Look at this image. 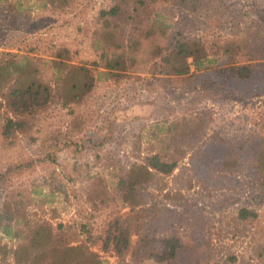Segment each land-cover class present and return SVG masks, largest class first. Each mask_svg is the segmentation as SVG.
<instances>
[{"label":"trees","instance_id":"1","mask_svg":"<svg viewBox=\"0 0 264 264\" xmlns=\"http://www.w3.org/2000/svg\"><path fill=\"white\" fill-rule=\"evenodd\" d=\"M78 1L0 0V150L13 145L18 137L31 139L32 133L46 127L45 117L53 108L68 110L69 135L74 133L79 142L76 151H92L94 165L101 155L114 160L108 172L109 185L130 208L124 219L108 225L102 248L111 246L121 257L129 251L130 236L135 234L137 242L131 252L135 261L176 264L181 236L173 221L182 213L184 203H193L189 189L177 187L170 195L168 191L163 195L167 202L151 196L167 190L163 178L165 183L184 160L203 178L206 174H242L247 164L246 171L258 182L260 195L264 194V114L247 123L252 137L246 136L244 141H249L240 145L228 144L227 137L216 131L231 125L227 117L215 121L210 114V109L218 114L219 103H226L232 93L263 90V44L257 41L251 45V39L244 44L236 30L224 39L211 31L209 20L216 24L220 14L214 4V12L208 11L211 0H108L109 5L94 15L89 44L95 59L91 62L79 61L78 51H71L64 41L53 46L48 43L44 49L47 57L34 53L39 47L4 46V41L16 40L23 29L20 22L34 16L32 9L50 17V25L42 24L41 29L62 19L82 22ZM246 15H240L237 24ZM233 17L237 19L235 14ZM195 18L209 28L200 26L190 32L195 30ZM83 26L77 24L73 31H83ZM35 43L43 44L40 40ZM244 59L247 64L240 63ZM105 86L114 87L119 99L131 101L138 109L124 114L126 124L120 120L119 104L108 118L101 116L105 121L98 120L88 129V119H83L80 109L87 101L96 102ZM48 134L54 141L57 136L64 138L58 131ZM56 145L46 146L54 152L61 148H54ZM123 145L127 151L120 152ZM105 146L106 153L114 151V155L99 154ZM56 156L57 152L48 157L51 163L56 162ZM88 164L85 161V166ZM27 165L34 166L32 161ZM81 165L73 160L75 184L82 176L80 192L85 183L95 191V176L85 178L87 170L83 173ZM24 168L23 162L14 161L0 174V196L5 193L6 176H17ZM33 189L35 198H41L40 189ZM175 196L178 201L183 196L184 202H177ZM20 197L0 203V234L15 241L11 247L0 244L1 264H104L89 245L91 233L83 229V223L80 229L54 223L56 209H51L48 217L27 215V201ZM172 200L178 207L169 204ZM39 202L42 204V199ZM237 217L253 221L257 213L239 208ZM188 238L193 241L191 234Z\"/></svg>","mask_w":264,"mask_h":264},{"label":"rangeland","instance_id":"2","mask_svg":"<svg viewBox=\"0 0 264 264\" xmlns=\"http://www.w3.org/2000/svg\"><path fill=\"white\" fill-rule=\"evenodd\" d=\"M211 1L213 3L210 2L208 11L214 12L211 9L214 4L219 7L216 10L220 13L216 24H214L213 19L209 20L211 31L216 34L219 32V35L224 39L227 33L236 30L240 32L244 44L246 41L250 43L249 39H251V45H255L258 41V43L263 44L264 51V0ZM78 4L83 10L84 20L82 22L77 23V21L68 20L65 22L62 19V22L51 23V26L46 30L45 28L41 29L40 26L42 24L45 26L47 23L50 25V17L47 14L36 13L34 9L30 10L34 16L30 14L26 20L24 19L25 21H21L23 29L16 40L12 43L4 41V46L8 47L12 44L22 48L27 46V49L39 47L34 53L44 55V49L49 47L48 43L53 46L54 43L64 41L69 45L71 51H78L79 61L82 63L93 61L95 56L89 43L94 15L99 8L107 7L109 1L79 0ZM245 12L247 15L240 20V24H237L236 21L240 19V15ZM234 14L237 19L233 17ZM41 17L45 19L40 21ZM200 23L202 24L200 25ZM77 24L84 25L83 31H73ZM194 25L195 30H190V32L195 33L200 26L203 30L205 26L209 28L206 22L197 18L194 19ZM38 40L43 43L41 47L35 43ZM237 57L240 58V56ZM247 62L244 59L240 63L247 64ZM101 90L102 93L96 102L95 100L87 101L80 109L83 119L86 121L88 119V129L92 128L91 125H94V122L96 123L98 120L102 121L103 119L105 121L101 116L108 118L111 110L115 112L117 109H113L119 104L121 106L118 107V110L122 115L120 120L127 124L124 116L130 115L134 109L138 108L131 101L119 99V94L114 91V87L105 86ZM232 94L226 103H219L218 114L212 109H210V114L212 115L211 119H215V121L221 120L222 116L227 117V122L231 125L226 124L222 129H217L214 125V128L217 129V132L219 131L221 137L223 135L227 137L228 144L240 145L249 141V139L244 141L247 137H252L251 131L247 132V123H252V119H257L264 114V87L263 90L251 91L248 94L246 92L240 95ZM203 95L208 96V94ZM162 113L160 111V114ZM210 114L207 113L206 116H211ZM45 119L44 125L46 127H41L38 132L32 133L31 139L28 138L29 136L18 137L14 140L13 145L8 144L6 148L0 150V174L6 168L9 169L14 161L23 162L25 167L17 176L14 174L6 176L3 182L5 193H3L4 196H0V203L5 198L13 202L22 195L20 198L27 201V215L36 214V217H40V215L48 217L49 211L56 209L58 216L54 223L62 222L67 227L71 226L75 229H80L79 226L83 223L85 225L83 229L91 233L89 245L94 252L99 254L104 264H154L151 260L139 262L133 259L131 252L137 242L135 234L130 236L129 251L121 257H117L113 253L111 246H108L106 250L102 248V238L108 225L116 219H124L130 213V208L122 203L115 188L109 185L108 177L110 175L108 172L110 167L115 164L113 163L114 160L101 155L100 159L96 158L97 164L94 165L95 157L92 151L82 152V154L79 153L80 151H76L77 136L74 133L69 135V128H67L68 110L60 107L53 108L47 113ZM49 131H58L64 135V138L57 136L56 141H54L48 134ZM53 143H58L54 148H61L59 150L56 148V151L51 152L46 145L52 146ZM107 149V146L101 151L98 149L100 151L98 153H106ZM120 150V152L127 151V148L123 145ZM56 152V162L51 163L48 157H55ZM113 152L106 154L114 155ZM74 159L83 164L81 165L83 173L87 170L88 175H85V178L95 176L93 181L96 184L95 191L90 190L89 187L92 186L85 183V190L83 191L82 188V192H80L79 183L83 178L79 176L76 180L79 183L76 182L75 184V178L72 174ZM87 160L89 164L85 166ZM29 161H32L34 166H28ZM110 161L112 162L110 163ZM246 166L248 165L244 166L242 174H206L207 176L205 175L203 178L198 177V174L201 173L191 169L184 160L180 164V169L175 170L172 176L165 178V183L163 178L162 184L164 186L166 184L167 190L162 194H159L158 191L152 193L153 199H161L167 202L168 198L163 197L165 193L169 191L170 195L171 191L173 193L177 187L184 186L189 189L188 195L193 200L191 204L184 203L183 209L179 211L182 213H179L177 220L173 221L178 226L177 231L181 236V244L176 252V264H214L215 262L264 264V194L262 193L263 196L260 195L258 182L249 176ZM30 170L31 173H29ZM182 181H184L183 185ZM33 188L40 189L37 191L41 194V198H35ZM102 188L104 189L102 190ZM6 189L9 191L7 194ZM89 193L92 196L90 200ZM184 194L186 195L187 192ZM177 197L175 196V200L182 204L184 202L183 196L180 197L179 201ZM41 199L42 204L39 202ZM169 204L175 205L173 200ZM239 208H247L257 213L256 219L253 221L238 219L237 211ZM195 224L197 225L195 226ZM189 234L193 236L192 242L188 240ZM0 244L11 247L15 245V241L4 238L0 234ZM231 257L235 259L234 262L228 261V258ZM5 264L10 263L6 262Z\"/></svg>","mask_w":264,"mask_h":264}]
</instances>
